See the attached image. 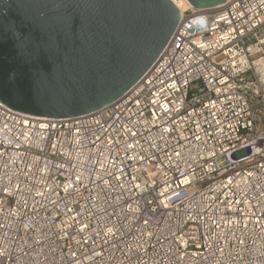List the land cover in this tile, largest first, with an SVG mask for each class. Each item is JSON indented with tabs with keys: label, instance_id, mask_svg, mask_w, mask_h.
Listing matches in <instances>:
<instances>
[{
	"label": "built area",
	"instance_id": "2783aa9c",
	"mask_svg": "<svg viewBox=\"0 0 264 264\" xmlns=\"http://www.w3.org/2000/svg\"><path fill=\"white\" fill-rule=\"evenodd\" d=\"M179 21L97 111L0 102V264H264V0Z\"/></svg>",
	"mask_w": 264,
	"mask_h": 264
},
{
	"label": "water",
	"instance_id": "95a60500",
	"mask_svg": "<svg viewBox=\"0 0 264 264\" xmlns=\"http://www.w3.org/2000/svg\"><path fill=\"white\" fill-rule=\"evenodd\" d=\"M180 18L172 0H0V102L43 118L97 111L142 78Z\"/></svg>",
	"mask_w": 264,
	"mask_h": 264
},
{
	"label": "bare ground",
	"instance_id": "6f19581e",
	"mask_svg": "<svg viewBox=\"0 0 264 264\" xmlns=\"http://www.w3.org/2000/svg\"><path fill=\"white\" fill-rule=\"evenodd\" d=\"M174 2L177 4L178 7L181 8L182 11L187 9L189 3L190 5H192L191 2H188V0H174Z\"/></svg>",
	"mask_w": 264,
	"mask_h": 264
},
{
	"label": "rangeland",
	"instance_id": "374dc122",
	"mask_svg": "<svg viewBox=\"0 0 264 264\" xmlns=\"http://www.w3.org/2000/svg\"><path fill=\"white\" fill-rule=\"evenodd\" d=\"M245 155H247V151L245 150H241L236 153V157H243Z\"/></svg>",
	"mask_w": 264,
	"mask_h": 264
}]
</instances>
